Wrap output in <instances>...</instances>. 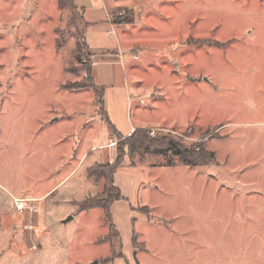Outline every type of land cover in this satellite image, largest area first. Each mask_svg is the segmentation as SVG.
<instances>
[{
  "label": "rangeland",
  "instance_id": "rangeland-1",
  "mask_svg": "<svg viewBox=\"0 0 264 264\" xmlns=\"http://www.w3.org/2000/svg\"><path fill=\"white\" fill-rule=\"evenodd\" d=\"M73 2L0 0V264H264V0ZM89 82L102 109L67 87ZM103 111L117 133L158 125L215 158L122 156L118 237L79 209L112 188L87 176L123 143Z\"/></svg>",
  "mask_w": 264,
  "mask_h": 264
},
{
  "label": "trees",
  "instance_id": "trees-1",
  "mask_svg": "<svg viewBox=\"0 0 264 264\" xmlns=\"http://www.w3.org/2000/svg\"><path fill=\"white\" fill-rule=\"evenodd\" d=\"M58 5L60 8L64 9H74L77 6L74 4L73 0H58ZM88 48V47H87ZM82 45L76 46L73 52V56L76 61L79 62L82 57L87 56V60L84 65V70L90 77L91 65L92 62L89 60L88 56H91L89 50ZM70 90H79L84 87L93 88L95 91V102L102 109V91L98 87H96L93 82H89L86 85H77V86H68ZM102 118L106 121L109 128L113 134L116 135L118 139L123 138L122 145H118L117 147V155L113 161V163H105V164H97L87 169V176L91 178L93 181L99 182L102 181L103 188L110 184L111 189H107L104 198L98 197H87L79 203V209H89L91 207H99L103 210V218L104 222L108 223L109 231H113L114 236L118 237V233L116 229L113 227L111 223L110 217V206L115 201L121 198V194L118 188L113 186V175L116 172L118 166L122 161V156L127 154H132L134 152H148L150 150H155L158 152L165 151L170 154L176 155L180 158L185 164L190 166H205L208 164H213L215 162L214 152L206 150L203 147L202 140L196 141L193 143L184 144L181 141L175 139L172 136L167 134L150 136V128H141L135 129L127 136H122L114 130V127L110 120L106 117L105 112L100 113ZM120 140H118L119 142ZM133 241L136 243V234H134ZM121 257V256H120Z\"/></svg>",
  "mask_w": 264,
  "mask_h": 264
},
{
  "label": "crops",
  "instance_id": "crops-1",
  "mask_svg": "<svg viewBox=\"0 0 264 264\" xmlns=\"http://www.w3.org/2000/svg\"><path fill=\"white\" fill-rule=\"evenodd\" d=\"M105 115H106V117L108 118V116H107V113H106V111H105ZM109 119V118H108ZM143 129V128H159V126L158 125H151V126H148V127H139V126H134V125H128L124 130H121L120 129V131L118 132L120 135H123V136H127V135H129L131 132H132V130L134 129ZM133 130V131H134ZM111 143H114V142H110V143H107V144H103V145H106V146H112V145H114V144H111ZM103 145H98L99 147L100 146H103ZM83 158V154L81 155V157L79 158V160H81ZM115 175H116V172L114 173V175H113V182H114V177H115ZM113 186H114V183H113ZM116 186V185H115ZM114 186V187H115ZM117 187V186H116ZM118 188V187H117ZM119 190V189H118ZM120 192V191H119ZM13 198H21V199H26V200H30V198H26V197H17V196H13L12 197V199ZM32 199H36V198H32ZM31 199V200H32ZM113 204V203H112ZM111 204V205H112ZM13 206H14V204H13ZM14 210L15 211H17L16 209H15V207H14ZM34 235V237H36V233L35 234H33Z\"/></svg>",
  "mask_w": 264,
  "mask_h": 264
},
{
  "label": "built area",
  "instance_id": "built-area-1",
  "mask_svg": "<svg viewBox=\"0 0 264 264\" xmlns=\"http://www.w3.org/2000/svg\"><path fill=\"white\" fill-rule=\"evenodd\" d=\"M149 132H150V136H154L155 129L154 128H150ZM111 144H114V143H111ZM13 204H14L15 209L18 212H23L26 209H29V210L33 209L32 205L29 204V201L26 200V199L13 198Z\"/></svg>",
  "mask_w": 264,
  "mask_h": 264
},
{
  "label": "water",
  "instance_id": "water-1",
  "mask_svg": "<svg viewBox=\"0 0 264 264\" xmlns=\"http://www.w3.org/2000/svg\"><path fill=\"white\" fill-rule=\"evenodd\" d=\"M68 219H69V218H67L66 220H68ZM66 220H65V221H66Z\"/></svg>",
  "mask_w": 264,
  "mask_h": 264
}]
</instances>
